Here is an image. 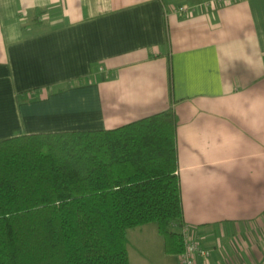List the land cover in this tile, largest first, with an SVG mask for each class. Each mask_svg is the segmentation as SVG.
Listing matches in <instances>:
<instances>
[{"label":"crops","instance_id":"0c3cea01","mask_svg":"<svg viewBox=\"0 0 264 264\" xmlns=\"http://www.w3.org/2000/svg\"><path fill=\"white\" fill-rule=\"evenodd\" d=\"M168 109L183 223L211 264H264V0H0V141ZM126 242L181 264L154 224Z\"/></svg>","mask_w":264,"mask_h":264},{"label":"trees","instance_id":"16d2710c","mask_svg":"<svg viewBox=\"0 0 264 264\" xmlns=\"http://www.w3.org/2000/svg\"><path fill=\"white\" fill-rule=\"evenodd\" d=\"M173 109L111 130L0 141V264H129V229L154 224L180 255Z\"/></svg>","mask_w":264,"mask_h":264},{"label":"built area","instance_id":"2783aa9c","mask_svg":"<svg viewBox=\"0 0 264 264\" xmlns=\"http://www.w3.org/2000/svg\"><path fill=\"white\" fill-rule=\"evenodd\" d=\"M224 3H231L233 0H220ZM174 13L180 16H191L193 10L186 7H178L173 9ZM184 243V251L179 255L181 264H198V261H203L204 264H211V251L201 246L199 241L194 236L192 229L189 225L183 223L180 228ZM226 264V263H219Z\"/></svg>","mask_w":264,"mask_h":264}]
</instances>
